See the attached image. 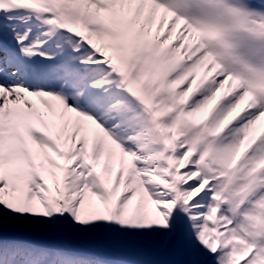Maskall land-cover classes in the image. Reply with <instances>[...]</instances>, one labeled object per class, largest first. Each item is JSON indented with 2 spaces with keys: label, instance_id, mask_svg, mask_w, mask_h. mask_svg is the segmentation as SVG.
Returning <instances> with one entry per match:
<instances>
[{
  "label": "snow or ice",
  "instance_id": "snow-or-ice-1",
  "mask_svg": "<svg viewBox=\"0 0 264 264\" xmlns=\"http://www.w3.org/2000/svg\"><path fill=\"white\" fill-rule=\"evenodd\" d=\"M0 264H264V0H0Z\"/></svg>",
  "mask_w": 264,
  "mask_h": 264
},
{
  "label": "bare ground",
  "instance_id": "bare-ground-1",
  "mask_svg": "<svg viewBox=\"0 0 264 264\" xmlns=\"http://www.w3.org/2000/svg\"><path fill=\"white\" fill-rule=\"evenodd\" d=\"M146 257H142L141 255H139V254H127L126 255V259H128V260H131V261H135V262H137V261H141V260H143V259H145Z\"/></svg>",
  "mask_w": 264,
  "mask_h": 264
},
{
  "label": "trees",
  "instance_id": "trees-1",
  "mask_svg": "<svg viewBox=\"0 0 264 264\" xmlns=\"http://www.w3.org/2000/svg\"><path fill=\"white\" fill-rule=\"evenodd\" d=\"M171 258H178V257H171Z\"/></svg>",
  "mask_w": 264,
  "mask_h": 264
}]
</instances>
